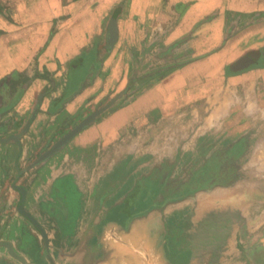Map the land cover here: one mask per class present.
<instances>
[{"label":"crops","instance_id":"crops-1","mask_svg":"<svg viewBox=\"0 0 264 264\" xmlns=\"http://www.w3.org/2000/svg\"><path fill=\"white\" fill-rule=\"evenodd\" d=\"M14 1L19 16L8 20L2 6L8 0H0V29L7 31L0 34V44L14 51L0 58L4 65L0 68V115L17 111L20 127L33 104L40 97L42 102L20 143L0 142V264H264V63L213 88L207 95L203 119L192 117V129L199 130L197 141L201 135L213 134L230 142L211 154L214 162L208 170L177 161L182 157L178 146L185 136L184 121L172 111L184 109L187 94L179 95L184 89L173 83L175 77L100 120L102 114L42 164L24 167L21 160L29 145H36L38 158L67 133L62 127L70 124L71 115L90 96L93 68L100 58L97 51L83 48L95 45L96 37L87 28L81 35L78 32L77 22L87 7L77 18L69 17L66 34L57 39L58 46L66 45L68 50L53 54V45L49 48L56 43V34L51 35L52 20L58 12L50 2L57 1L61 12H68L62 0ZM37 2H43L49 13L47 28H38L35 20L26 23L20 15L32 6L40 11ZM202 3L195 0L186 14L193 11L194 18ZM233 4L238 2L230 0L229 7ZM97 15L95 10L94 17ZM192 18L182 19L175 29H183ZM195 22L191 20L188 27ZM11 34L15 38L8 37ZM74 40L78 42L74 44ZM40 50L56 55L57 63L48 66L47 62L45 67ZM80 54L84 59L78 66L87 65L81 77V70L65 71L64 67ZM210 58L196 62L213 60ZM58 63L63 69L59 70ZM193 63L187 66H197ZM20 69L27 84L21 90L17 85L12 92L10 77ZM45 70L53 73L52 79L38 78ZM159 90L160 98H152ZM148 98L151 102L141 106ZM187 100L194 114L200 107L198 93ZM155 111H159L158 118L151 117ZM140 124L168 128L153 144L151 137L142 135L139 140L144 150L139 146L137 155L139 141L119 133ZM11 134L17 132L7 137ZM171 135L177 136L175 145H169ZM113 147L111 158L109 149ZM136 158L140 164H135ZM10 168L22 172L21 181H16V174L9 186L6 176ZM203 171L216 175L207 178L213 180L208 185L207 180L200 185L198 175ZM14 183L26 187V209L43 226L46 237L19 211L20 193Z\"/></svg>","mask_w":264,"mask_h":264},{"label":"rangeland","instance_id":"rangeland-1","mask_svg":"<svg viewBox=\"0 0 264 264\" xmlns=\"http://www.w3.org/2000/svg\"><path fill=\"white\" fill-rule=\"evenodd\" d=\"M194 1L62 0L63 8L68 12H61L63 9L57 1L50 2L52 10L58 12L57 17L52 20L53 29L51 31L53 32L51 35L56 34V43L51 44L49 48L53 45V54L58 50L66 49V45L58 46L59 42L57 39L60 36L63 38V35L66 34V24L69 17L73 18L75 16L77 18L78 13L80 14L87 7L85 9L86 16L81 15L80 20L77 22L80 25L78 32L81 35L84 33L85 28H87V31L96 37L95 45L89 44L83 48L87 52L91 50L97 51L100 58L98 66L93 68V77L90 82L92 86L89 93L90 96L77 114L71 115V118L68 117L70 124L62 127L64 129L63 132L73 129L76 125L75 123L80 121L79 118L85 117L96 109L108 104L119 93H123V96L109 109L104 111L100 120L110 116L115 109L125 106V104L134 100V98H138L166 79L175 77L173 83L178 88L184 89L183 92H179V95L180 93L187 94L184 96V109L182 111H172V115L173 113L174 115L178 113V117H181L184 121L183 133H185V136L178 146V151L180 155L182 154V157H179L177 161H180L179 164L182 166L192 165L200 167L203 170L204 168L208 170L214 162L211 154L217 153L229 141H224L223 138H216L213 134L201 135L199 141H197L199 130L198 127L196 130L192 129V117L203 119L207 108L208 93L213 88L215 89L218 86L227 84L232 76L243 71L238 70L233 72L231 68L239 58L253 53V56L257 57V61L250 67L264 63L262 62L264 61V44H262L264 43V0H234V3L237 1L238 4L231 5V8L229 7L230 0H215L214 3V0H211L213 4H209L208 0H199V2L203 3L198 8L199 12L194 14V18H192L193 11L189 12V14L186 13L190 10ZM2 3L4 4L2 5L4 7L3 11L7 9L5 16L8 20H14L16 16H19V14L15 13L14 0ZM37 3V6L41 8L40 11L32 9V6L30 11L20 15L22 19H25L26 23H31L30 21L35 20L38 28H47L49 13L43 2ZM241 3L242 5H240ZM196 5L197 3L194 6ZM95 6H98V9ZM95 10H97L98 17H94ZM210 10L211 12H209ZM101 17L103 19L99 23L98 20ZM112 17H116L117 19L118 38L113 44H109V26ZM186 17L192 18L191 20L194 22L196 21L195 24H190L188 27L191 22L190 20L187 25L185 24L183 29L176 30L175 26L182 19L185 20ZM93 20L94 22L92 23ZM59 23H61V30H57ZM5 32L7 31L0 29V34ZM80 35L77 36L81 38ZM14 36L15 34H11L8 37L15 38ZM77 42V40H74V44ZM70 46L73 49L75 48L72 45ZM10 49L12 48L0 44V58L12 54L14 51ZM43 51L40 50V54ZM83 53H85V50ZM83 57V54L77 55L66 63V66L64 65L65 71H71V68H76L81 70L80 74L78 72L79 77H81L84 69V73L86 72L87 66L86 64L78 66L83 63ZM206 57H211L210 59L213 60L201 62L200 64H198L200 61L196 62L198 59L201 60ZM41 60L44 62L45 67H47V62L48 66L51 65L52 61L57 63L56 55H47L46 52L40 55ZM191 62H195L193 64L197 66H187ZM59 64V70L63 69V67L60 68L61 64ZM0 66L2 69L4 65L1 63ZM36 69H38L37 66ZM46 74H49V77H46ZM40 77L49 80L52 79L53 73L45 70L43 73H39L38 78ZM27 81L28 78L23 74L21 69L14 76L11 75L10 86L12 87V92L16 90L17 85L21 90L23 85L27 84ZM75 86H77V83ZM161 92L154 93L151 97L160 98ZM193 92L196 95L198 93V102L200 104L199 110H196L194 114L191 111V102L187 100V98L190 99L192 97ZM150 100L151 98L142 100L141 106L146 105V102ZM35 107L33 104V110ZM33 110H30L27 115L25 114V121L22 119L23 123L20 127H17V123L21 121V118L17 119V111L11 115H8V113L0 115V137H7L10 133H19L30 119V114H32ZM153 113L156 115L153 114L151 117L158 118L159 111ZM31 126L27 129V132ZM167 128L166 126H160V124L152 126L140 124L131 128L129 127L128 131H120L119 135L126 137L128 134H131L133 138L139 141L136 144V147H138L135 150V154L138 155L139 146H142V151L144 150V143L139 140L142 135L151 137L153 144L155 139H161V135L166 133ZM171 129L172 127L169 128L168 132H171ZM199 129H201V126ZM170 137L169 145H175V138L177 136L173 135L172 137L171 135ZM35 147L36 145H29L26 156L21 160L24 167H27L36 160L37 155L35 151L37 150ZM113 149L114 147L109 149L111 151L109 157L111 158ZM173 152H176V148H173ZM113 154V158H115V151ZM135 161V164H140L138 158ZM10 169L11 173H8V176H6L9 186L15 180L16 174H18L13 168ZM198 176L201 177L200 185H206L204 184L206 182L204 180L216 175L203 171ZM20 177L21 175L18 178L19 181L17 180L18 183L21 181ZM211 178L210 181L207 180V185L208 182L213 181ZM33 227H35L34 224Z\"/></svg>","mask_w":264,"mask_h":264},{"label":"water","instance_id":"water-1","mask_svg":"<svg viewBox=\"0 0 264 264\" xmlns=\"http://www.w3.org/2000/svg\"><path fill=\"white\" fill-rule=\"evenodd\" d=\"M109 36L108 39L109 44H113L114 41L118 38V28H117V19L116 17H112L110 26H109ZM257 57L253 56V53L247 54L239 58L233 65H232V71L236 72L238 70H244L248 69L253 63H256ZM119 97H115L112 101H110L107 105L95 110L93 113H91L88 117L83 119L80 123H78L73 129H71L69 132L64 134L60 139H58L47 151L42 153L32 164L29 165V167H35L39 164H42L46 160H48L51 156L58 153L66 144H68L74 137H76L81 131H83L85 128L89 127L91 124L96 122V120L101 117L103 112L110 108L118 99ZM42 98L40 97L37 101L36 107L33 110L30 119L24 126V128L17 134H11L8 137H0V142H9L11 140H15L16 142L20 143V138L26 133L27 129L31 126L32 122L36 118L40 106H41ZM22 170L18 169V175L16 177V181L18 180L19 176L21 175ZM15 188L20 193V200L18 203V209L19 211L27 218L29 219L36 229H38L43 236L46 237V232L43 228V226L40 224V222L37 220V218L26 209L25 206V200L27 196V189L23 185H18L14 183ZM7 244V243H3ZM8 245V244H7Z\"/></svg>","mask_w":264,"mask_h":264},{"label":"flooded vegetation","instance_id":"flooded-vegetation-1","mask_svg":"<svg viewBox=\"0 0 264 264\" xmlns=\"http://www.w3.org/2000/svg\"><path fill=\"white\" fill-rule=\"evenodd\" d=\"M22 170V169H21ZM23 215V214H22ZM24 216V215H23Z\"/></svg>","mask_w":264,"mask_h":264}]
</instances>
